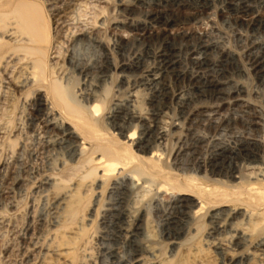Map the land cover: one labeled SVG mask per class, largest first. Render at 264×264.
Segmentation results:
<instances>
[{
	"label": "rangeland",
	"instance_id": "rangeland-1",
	"mask_svg": "<svg viewBox=\"0 0 264 264\" xmlns=\"http://www.w3.org/2000/svg\"><path fill=\"white\" fill-rule=\"evenodd\" d=\"M19 1H23V0H0V3H6L7 5H9V7H7V9H9L10 6H14V4H16ZM29 1H31L33 4H36L37 6L40 7V9L42 10L43 16L45 18V21L46 22L48 21V25H49L48 35L51 40V48H53L52 52L57 51L55 52V55L51 54L52 57L56 56L57 58L52 59L51 57L50 64H54L53 66L56 70V73H58L57 76L59 78L61 75L67 72V74H64L63 76H61L62 80L60 79V86L62 88L64 87V89L68 91V96L73 101L79 103L80 105H87V101L85 99L86 96L90 94L93 96L92 93H95L94 96H96V98L98 97L101 100L105 99L107 106H109V108H111L112 104L116 103V101H118L117 103L124 104V102L127 103L126 101H128L129 99L130 100L132 99L131 102H128L127 104L129 109L131 108L133 110L135 108L134 109L135 112H140L142 110V112L144 113H150L149 108L151 107L147 105H149L148 99H150L149 97H151L152 95L151 93L152 90L150 89V87L148 88V86L146 87L145 85H141L142 83L139 85L136 84L135 83V76H136L135 73H132L131 71L130 72L128 71L127 74L124 73V75H126L125 81L128 84L127 85L125 82H124L125 84L124 83L121 84V82L119 81L120 79L118 78L120 75H118V73L114 72L113 70L110 73L108 72L107 73L108 75L106 74L107 76H105L104 78H99L100 76L98 75V73H96L97 71H95L96 67L98 66V63L100 62L102 53L104 52L108 53L109 57H111L112 59L111 62L112 63L114 62L113 64L115 65L117 64L119 65L120 62L122 63L123 61L126 62L127 61L126 59L128 60L132 59L131 56L133 55L134 57V53L132 52V50L135 52V54H139V52L141 51L142 52L140 54H143V52L145 51V49L143 48L144 45L134 40L136 38V35L141 32L140 29H142L140 27L139 30H137L136 25L138 24L144 25L145 27H147L145 31L146 30L152 31L153 33L158 32L159 30L162 29L163 30L162 32L166 33L168 36L167 42L169 41V44L173 45V49L175 51L174 59L178 63V67L180 66L179 71H183V72L185 71L187 73H189L190 71L192 72L194 70L192 69V65L190 64L189 59H190V54L194 53V51L196 52H195V55H193V57L199 56V50H198L199 45L193 40L190 42H187V41L185 42V40H181L178 37L183 35L184 33L185 34L195 33L197 34V36L203 33L207 35V38L204 39L203 44L210 47V52L208 53V56H207V61H208L207 63L209 64V67L207 68L209 70L206 68V70L209 73L206 74V76L208 77L206 78L204 77V79L202 78L203 81L201 83H203L204 80H207V82L218 80L217 74H219L218 73L219 69H221L220 66L223 64V61L225 60V58L228 59V62L233 63L232 65L236 64V66L239 68V70H241V72L234 74L230 77L226 76L222 78L221 80H219L220 85H222L221 83H223L224 85L222 86V88L224 87V89L227 90V92H223L221 94L222 96L220 95V96L209 97L206 95L198 94L199 95L198 97L197 95L193 96V94L189 92L191 96L193 97V103L191 104V106H194L196 109H199L201 111L200 116H199V113L191 115L189 118L190 121L188 120V122H185L182 125H180L182 126L181 129L178 131L180 135L178 133H176V135L172 133V136H171V133H170V135L164 141L165 143H163V145L160 146L161 148L159 147L161 150L160 153L163 152L162 154L163 158L164 160H168L167 166L171 170L177 173L180 177L181 176L182 177H194L195 179H197V182L199 184H202V186L205 187L207 190H214L215 188L220 189V190H226L225 186H230V184L231 185L236 184L237 186H240L243 184L247 185V184L252 183L254 186H259L256 176L252 177L253 178L252 180L250 179L251 182H246L247 181L246 169H235L233 173L235 172L234 175L237 173L236 175H238L239 177L237 176L238 178L236 179H228L224 175H218V176L212 175L210 173V169L208 168L198 169L196 162L202 160V162H204L205 165H208L214 153H216V151L220 149H225V150L227 149L225 151L227 152V154L225 156L223 155L224 157L223 159L224 160L226 159L227 161L225 160L223 162L225 165H228L230 160L232 159L231 161H233V158H234V156L233 155L231 156V154L228 152L229 151L228 149L237 147L238 145L242 144L238 141H243V140H246V137H248L247 139H249L250 137V140H253L255 138L253 141H255V143L257 144V146L259 147L261 151V155L263 158V164H264V151H263L264 150V147H263L264 146V68H263L264 58L261 59V61L263 60V62H261L262 66H260V68H258L257 71H253L250 69L248 65L249 64L248 60L246 58V52L248 50L253 51L252 53L254 55L256 54V55H259L260 57H263L264 55L263 54L264 53V21H263L264 5L260 4L259 2H255L253 0H245V1L244 0H240V1L239 0L237 1L229 0L227 1V2H232L234 4H239L240 7L246 6L249 9V10L247 9L248 11L245 14L241 13V11L238 14H236L234 11H230V12L229 10L227 11L226 6H225L226 4H224L223 0H212V1L210 0L208 3V7H206L204 14L201 18L199 17V19H196L195 21L194 20L186 21L185 22L186 24L184 22L170 24L171 26L170 25L164 26V29H165L164 30L163 27H159L156 24L148 25L149 21L147 17L153 11L161 10L162 8L164 10L166 9V11L169 14H175L176 12H178L177 15L175 14L178 17V19L186 20V18H188L190 14L193 13L191 12L192 10L189 7L187 0H183L184 2L180 0L179 2L180 4L177 2H175L176 4H174L173 2H171L173 0H169V1L167 0L168 1L167 5L165 2H161L160 5H157V6H156V3L158 4L157 2L158 0L156 1L147 0L146 2L145 0L144 1L142 0L140 4L134 3L133 0H129L130 3L132 1L131 4H133L131 5V7L129 6L130 5L129 3L126 4L128 0H105V1L97 0L98 2L95 0H93V2L92 0H83L85 1V6H83L84 3L81 0H64V1L63 0H56V1L55 0H29ZM70 1H71V4H70ZM68 2L70 4L68 9L70 10L67 9L65 11V14L66 13L67 14L66 15L61 14L59 20L55 19L56 14L54 13L53 9L51 10L52 5L54 6V4L56 3L55 5L59 6V4L60 5L63 3L68 4ZM80 3L81 5L82 4L83 5L80 6ZM150 3L151 5H149ZM181 4H183V6H181ZM74 6L77 8H75ZM138 6L139 7L141 6L142 8L141 7L139 8ZM175 6L177 7L175 8ZM258 6H260L259 7L260 9L258 8ZM125 7L128 10H131V12L133 11L132 15L135 17V20H132L134 19L132 15L127 16V13L126 14L124 13V15L128 18V20L126 21H128V23L131 26H133V28L128 23L126 26L118 25L119 28L116 27L117 24L115 21H118L121 19L119 17L120 15H117V14H121L122 12L120 11H122V9H126ZM136 15H137V18H136ZM65 16L66 18H64ZM68 17L69 18L72 17V18L69 19ZM235 17H238L239 19L241 18L240 24L239 22L236 24L233 22V19ZM138 18H140V20H138ZM94 19L96 20V22H94L95 21ZM69 20H72V21L74 20V21L72 22ZM136 20H138L139 22ZM260 21H261V24H260ZM57 22L58 24H56ZM249 22H250V25L248 24ZM94 23L97 24L96 26L100 24L98 27L96 26L94 27V29L96 28L95 30L97 31V32L95 31L94 32H95V35H98L97 37H99L103 41L104 45L102 48H100L99 46H97L96 43L92 42L91 40H88L87 38H83L80 36L73 37L75 36V33L77 36L81 32H85L86 30L89 31L90 29L87 28L88 26L92 29V27L94 26ZM59 24H61L62 27ZM63 25L65 27H63ZM84 25L85 26L87 25L86 28H84L85 27ZM58 27L62 29L59 30ZM125 27L126 29H124ZM76 28H78L80 31L77 32L78 29ZM113 30H116V31H113ZM182 30L184 31V33ZM71 36L72 38H70ZM171 36L172 37L176 36V39L178 40L174 39L175 40L174 41L171 38ZM71 40H75V41H71ZM116 41L121 43L122 51L117 50L115 48L114 46L115 43L112 44V42H116ZM68 42L71 44H69ZM180 42H182V44ZM158 44L159 43L156 42L151 45V50H150L151 53L153 52L152 49L154 51L157 50ZM55 46H58V47L55 48ZM108 48L114 51H111ZM216 48H218L219 50ZM222 49L224 51H222ZM120 54H122L123 56L121 55L120 57ZM150 56L152 58L151 54ZM146 58L142 59V63L145 61L144 62L145 64L143 63L144 66L145 65L149 66V65L154 64V62H152L154 61L153 58L152 59L148 57ZM213 58L214 59L216 58L217 60L215 59L214 61ZM67 59H69L70 65L73 63L71 65L72 67L68 64ZM233 59L236 61H234ZM15 62L16 60L10 62V64L8 65L9 68L6 67L7 70L2 69V68L0 69V118H1L0 120V210H1L0 211V230H1L0 231V264H37L36 259H38V256H36L37 255L36 252L33 253L32 255L33 257H28L29 259L26 257L22 258L21 252H19L18 254V257L20 258L19 259L17 255L16 257H14L15 255L12 256V254L9 253V250L12 247L14 248L15 247L14 245L18 246L17 242L20 236L26 234L27 227L28 229L30 227L32 228L33 220L38 218L39 215L43 214L46 209V206L48 205L50 193H46L45 191H43L40 187L44 188V186H42L41 184L45 182L46 178H48L49 176L55 177V178H60V177L64 178L65 176L69 178L71 177L73 178L74 176L72 175H75L77 179L82 175L83 170L80 169L81 171L80 170L78 171V169H75V167L74 169L71 168L70 170L68 168V166L70 165L69 163H67V165H65L63 169H61L60 168L61 162L67 161L66 160L67 159L66 149L56 148L53 150V149L47 148L48 149L47 150L45 147H42L39 144L40 140L38 137L40 135L41 136L44 135L45 137V134H41V133H44V131L41 128V125L37 123L31 124L29 119L27 118L30 117L29 112H30V108L32 106L34 99L40 95L42 96L43 92L42 91L36 92L37 87H29V88L20 89V88H14L10 84L9 79H10L11 74L12 76L14 75L16 76V73H17L15 70L16 68H14L15 65L13 67L10 66V65L16 64ZM48 62H49V58H48ZM75 66L76 68L77 67L78 68L76 69ZM216 66H218L219 68ZM12 68L14 70H12ZM186 68H188V70ZM79 69L85 70L86 76L78 74ZM232 69H233V66L231 67V70L229 69V71L232 72ZM9 70H10V73H9ZM92 72L93 74L94 73L96 74V75L94 74L95 77L92 74ZM128 73L130 75H128ZM90 78L92 79L94 78V79L90 80ZM105 78L106 80H104ZM228 78H231V79H228ZM127 80H129L130 82L128 83ZM92 84L93 85L95 84L96 87L95 86L93 87ZM232 84H233V87L234 85H238L240 88H242L243 86L244 87L242 89L243 93L237 96L235 94H231L233 92ZM169 85L173 88L174 87L173 81H169ZM131 86L132 88L134 87L133 90L130 88ZM181 86L184 88L186 84H182ZM126 87H128L129 89L128 88L126 89ZM149 90H150V93H149ZM37 93H39V95ZM189 93L185 92L183 94L189 96L190 95ZM131 94H134L136 98L135 97H134L135 99L133 97L130 98L129 95ZM215 97H217V99ZM124 98H128V99H124ZM203 107H205L206 109H204ZM177 109H178V106L176 105L175 101L170 103L166 108L163 109L162 117L164 118L162 119V121L165 124L164 127L167 130L170 127L168 130L170 132L173 131L171 130V125L174 124L173 122L176 123L177 121L178 123V120L180 121L179 119L180 115L178 111L180 109L178 110ZM167 124L168 126L170 124V126L169 127L166 126ZM37 127L39 128V130ZM105 130L106 131H104V133L107 135L116 134V131H113V128L106 127ZM36 131H38L37 134H36ZM234 135L237 138H235ZM178 136L179 137L181 136L180 140L175 138ZM115 137H118L121 140H124V138L121 135L117 134ZM242 137H243V140H242ZM137 138H138V134L136 135L135 140H137ZM190 143L192 144L191 147L189 145ZM36 144L39 147L38 146L36 147L35 146ZM175 145L176 146L179 145L180 147L179 146L176 147ZM174 148L176 149L179 148L180 150L178 153L181 155L174 154L173 152L176 150ZM63 149L65 150V152ZM193 149H195L196 151L194 152ZM234 161L238 162L236 160ZM72 166H75V165L73 164ZM225 170L228 171L229 169H223V172H225ZM243 170L245 171V173ZM67 172L69 174H67ZM209 173L211 175H209ZM129 176L131 177V175H128V174L125 175L124 177L123 176L110 177L104 180L103 185H101V188H97V186L100 183L97 181L96 175L84 181V183L89 185V192L85 196H81L82 201L80 205L79 214L83 216L85 220L90 219L92 221L91 225L88 228H86V234L92 237L90 239V243H92L90 244V246H93L94 244L95 246L93 247H97V250L93 251L92 253V255L94 256L95 264H123L125 261H128L130 259V257H128L129 255L127 254L128 251L125 247H123L122 245H116L115 247L114 241L112 240L113 237L111 234V231H112L111 210L113 211L116 209V206H117V203L120 197L119 189L126 186V184L127 185L131 184L130 186L132 187L130 188L132 190L129 194L130 196L126 198L130 202L126 200L125 207L129 211H131V209L133 208L131 212L135 211V213H136V208L140 207L144 209L143 216L147 219V224H148L147 230L149 232L148 234L149 237L148 236H147L148 238L140 237L139 241L141 242L140 244L142 245H147V244L150 245L152 253L154 255V257L152 255L149 256L148 254H144V256L142 255V260H141L142 262L140 264H155V263L193 264L191 262V258L193 257L194 252L197 255H200L201 257H203V260H204L203 264H226V263L229 264L230 263L228 262L230 259V257L228 256V253L224 254L220 249L230 248L233 244L232 242H234L235 240L232 239L231 237L232 235H230L228 223L226 222V217L225 219L224 217H221V219L219 220V224L225 223L224 225H226L224 228H222V230L218 228V225L217 226L214 224H210L211 226L209 225L210 215L214 213V208L212 207V203L211 204L204 203L203 209L201 210L198 217L194 221H187V224H186L187 228H185L183 234L175 240L177 244L175 246V249L172 250L173 245L170 243V241L164 240V230L166 227L165 223L171 217L178 218V216H175L173 210H174L175 204L178 202L177 200L180 199L181 195H179V193L176 191L165 190L160 187L158 188L157 186L152 187L153 189L149 188L148 191L142 190V189L141 191L138 189H133L134 185H132V182H131L132 179ZM120 177H122L123 179L122 178L120 179ZM227 179L230 181H228ZM237 179L239 182H236ZM14 180L18 181L19 184L17 186L12 187L11 184ZM128 181L131 183H127ZM61 187L63 186L57 187L58 189H54L52 192H55V191L62 192L63 190H60ZM4 188H6L9 192L10 191L11 192L8 193V191L5 190ZM157 188L159 189V191H157L158 190ZM3 191L4 192L6 191L5 192L6 194ZM222 209L235 210V211H238L239 214L240 213L243 214L244 211L246 210L244 206H241L239 204H232V203H227L226 205H224ZM262 211L261 212L264 214V209ZM28 215H30L31 218H34V219L33 220L29 219L30 217ZM101 215L102 216L104 215L103 218ZM163 220L164 221L166 220V221L164 222ZM241 220L242 219L240 217H237V220L234 221V224H237L236 222H238V224L239 223L245 224L244 222H247V220L245 219L243 221ZM144 221L146 220L144 219ZM86 223L89 224L88 221H86ZM237 227L238 226H235L234 228H237ZM212 228H214L215 230ZM224 231L226 232V234ZM227 231L229 232V234ZM231 234L233 233L231 232ZM263 237H264V234L258 237L253 236L249 238V242L245 246L243 245L242 247H239L237 249V253L233 255V258H231L233 260L231 264H248L249 263L248 261H250V264H264V244H261L260 242L261 239H262L261 240L262 242L264 241ZM114 248H121L119 249L121 260L111 258L112 257L111 252L113 251ZM247 252L248 254L250 253L252 255L250 254L247 255ZM95 253L97 254L99 253V254L97 255ZM11 257L12 258L14 257V258L12 259ZM122 257L125 259H123ZM248 258L251 260H249ZM245 261L248 263H246Z\"/></svg>",
	"mask_w": 264,
	"mask_h": 264
},
{
	"label": "bare ground",
	"instance_id": "bare-ground-1",
	"mask_svg": "<svg viewBox=\"0 0 264 264\" xmlns=\"http://www.w3.org/2000/svg\"><path fill=\"white\" fill-rule=\"evenodd\" d=\"M81 1H83V0H81ZM95 1H97V0H95ZM133 1H134V3H137V4H140L142 2V0H133ZM146 1L147 0H145V2ZM168 1L167 0H158L157 1L158 4L156 3V6L160 5L161 2H165L167 5ZM209 1L210 0H187L189 7L192 10L191 12H193V13L190 14V16L188 18H186V20H184V19L179 20L178 17L176 16L178 12H176L175 13L176 15H175V14H169L166 11V9L164 10L162 8H161V10H155L153 12L150 10L152 13L147 17V19L149 21L148 25L156 24L157 26L163 27V29H164V26H169L170 24H175L178 22H184L185 23L186 21H190V20L195 21L196 19H199V17L201 18L203 16L206 7H208ZM223 1H224V4H226L225 6H226L227 11L229 10V12L234 11L236 14H238L241 11V13L245 14L249 10L246 6L240 7L239 4L227 2L229 0H223ZM253 1L259 2L260 4L264 5V0H253ZM92 2H93V0H92ZM97 2H95V3H97ZM145 2H143V3H145ZM171 2L176 4L175 2L179 3L180 0H173ZM248 2H250V1H248ZM53 3H54V1H53ZM81 3H80V6L83 5V4L81 5ZM83 3H84L83 6H85V1H83ZM86 3H87V1H86ZM127 3L130 4L129 5L130 7H131V5H133V4H131L132 1L130 3V1L128 0V2H126V4ZM151 3L149 5H151ZM55 4H54V6L52 5L51 10L53 9L54 13L56 14L55 19L59 20L61 14H64V15L67 14V13L65 14V11L70 6L71 1H70V4H69V2H68V4H66V3H63L61 5L59 4V6L58 5L56 6ZM177 6H175V8ZM181 6H183V4H181ZM7 7H9V5H7L6 3H0V69L1 68L6 69V67H8L10 62L16 60V62H15L16 64L10 65L12 67L15 65L14 68H16L15 70L17 72L16 76L15 75L12 76V74H11L10 79H9L10 84L14 88H20V89L21 88L22 89L23 88H29V87H37L36 92H41V91L43 92L42 96L40 95L34 99L32 106L30 108V112H29L30 117L27 118V119H29L31 124L37 123V124L41 125V128L44 131V133H41V134H45V137H44V135H42V136L40 135L38 137L40 140L39 144L42 147H45L46 149L47 148H50L53 150L56 148L66 149L67 156L65 154L64 155L67 157V159H66L67 161L61 162V164H60L61 169H63V167L65 165H67V163H69L70 165L68 166V168L70 170H71V168L74 169V167H75V169H78V171L80 169L83 170L82 175L80 174L81 176L77 179H76L75 175H72L73 173L71 175L74 176L75 179H74V177L69 178L66 176L64 178H61V177L55 178V177L49 176L48 178H46L45 182H43L41 184L42 186H44V188H42V187H40V188L43 191H45L46 193H50L48 205L46 206L44 213L39 215V217L36 218L35 220H33L34 218H31V216L28 215L30 217V218L29 217L28 218L33 220V226H32V228L30 227L29 229L27 227L26 234L20 236V238L17 242L18 246L14 245L15 246L14 248L13 247L10 248L9 253L12 254V256L15 255L14 257H16V255H17V257H18L19 252H21L22 258L23 257L28 258V257H33L32 256L33 253L36 252V254H37L36 256H38V259L35 258L37 261V264H95L94 263V256L92 255V253H93V251L97 250V247H93V246H95L94 244H93V246H90V244H92V243H90V239L92 237H90L86 234V228H88L91 225L92 221L90 219L85 220V218H83V216H81L79 214L80 205H81V201H82L81 196H85L89 192V185L84 183V181L86 179L92 178V176H95V175L97 176L96 177L97 181L100 183L97 186V188H101V185H103L104 180H106L110 177H118V176L124 177L125 175L128 174V175H131V177L130 176L129 177L132 179L131 182H132V185H134L133 189H138L140 191L142 189V190L148 191L149 188L151 189L152 187L157 186L158 188L160 187V188L165 189V190H171V191L178 192L179 195H181V197L179 200H177L178 202L175 204L174 210H173L175 216H178V218L171 217L168 220L166 219L167 222L165 223L166 227L164 230V240L170 241V243L173 245L172 250L175 249V246L177 244L175 240L178 237H180L183 234L185 228H187L186 227L187 221H194L198 217L201 210L203 209L204 203H207V204L212 203V207L214 208V213L210 215L209 225L210 224H214L216 226L218 225V228L220 230H222V228H224L226 225H224L225 223L219 224V220L221 219V217H224V219L226 217V222L228 223L230 235H232L231 237L235 241L232 242L233 244L230 248L220 249V250L224 254L228 253V256L230 257V259L228 261V262H230L229 264H231L233 262V260L231 258H233V255L235 253H237V249L239 247H242L243 245L245 246L249 242V238H251L253 236L258 237V236L264 234V214L262 213L263 212L262 210L264 209V164H263V158L261 155V151H260L259 147L257 146V144L255 143V141H253L255 138L253 140H250V137H249V139H247L248 137H246V140H243V137H242L243 141H238L242 144L238 145L235 148L228 149L229 150L228 152L231 154V156L232 155L234 156L233 161H231L232 160L231 159L230 162L228 163V165H225L223 162L226 160V159L225 160L223 159L224 158L223 155L225 156L227 154V152H225L227 149L226 150L220 149V150L216 151V153H214V155H213V157H212V159L208 165H205V163L202 162V160L201 161L196 160L197 161L196 164L198 166L197 167L198 169L208 168V169H210V173L212 175H216V176L224 175L228 179H236L239 177L238 175H236L237 173L234 175L235 172L233 173V171L235 169H246V172H247V174H246L247 181L246 182H251L250 179L252 180L253 179L252 177L256 176L259 186H254L252 183L247 184V185H245V184L240 185L238 183L240 186H237L236 184L235 185L230 184V186H225L226 190H220L217 188H215L214 190H207L205 187L202 186V184H199L197 182V179H195L194 177H182V176L180 177L177 173H175L173 170H171L167 166L168 160H164V158H163V155H162L163 152L160 153L161 152L160 146L163 145V143H165L164 141L170 135V133H171V136H172V133L176 135V133H178V131L182 127L180 125H182L185 122H188L191 115L199 113V116H200L201 111L199 109H196L194 106H191V104L193 103V97L191 96V94H193V96L197 95L198 97H199L198 94L206 95L209 97L220 96L223 92H227V90H225L224 87L222 88V86H224V85H223V83H221L222 85H220L219 80H221L222 78H224L226 76L230 77L234 74L241 72V70H239V68L236 66V64L232 65L233 63L228 62V59H226L223 56L225 58V60L223 61V64L221 63L222 64L220 66L221 69H219V72H218L219 74H217L218 80L208 81V82H207V80H204V82L201 83L203 81L204 77L205 78L208 77V76H206V74L209 73L206 70V68L209 67V64L207 63L208 62L207 56H208V53L210 52V47L203 44V41H204V39L207 38V35H205L204 33L200 34L198 36L195 33L185 34L184 31L182 30L184 34L178 37L181 40H185V42L186 41L190 42L193 40L199 45V48H198L199 56L197 55L198 57H193V55H195L196 51H194V53L190 54L189 62L192 65V69H194V70L192 72L190 71L189 73H187L185 71L184 72L179 71L180 66L178 67V63L174 59L175 51L173 49V45L169 44V41L167 42L168 36L166 33L162 32L163 31L162 29L159 30L158 32L153 33L152 31H147V30L145 31V29L147 27H145L144 25H141V24L136 25L137 30H139L140 27L142 29H140L141 32L139 34H137V35L135 34L136 38L134 40H136L138 43L144 45L143 48L145 49V51L143 52V54H140L142 51L139 52V54H135V52L132 50V52L134 53V57H133V55L131 56L132 59H129V60L126 59L127 60V61L125 60L126 62L123 61L122 63L120 62L119 65L118 64L115 65V64H113L114 62L113 63L111 62L112 59H111V57H109L108 53H105L103 51L104 53H102V56L100 58V62L98 63V66L96 67L95 71H97L96 73H98V75L100 76L99 78H104L105 76L108 75L107 74L108 72L110 73L113 70L114 72H117L118 75H120L118 77L120 80L119 79L118 80L121 82V84H123L124 82L126 83V81H125L126 75H124V73L127 74L128 71L135 73V75H136L135 76V83L138 85L142 83L141 85H145L146 87L148 86V88L150 87V89L152 90V92H151L152 95H151V97H149L150 99H148L149 105H147V106L151 107V108H149L150 113H144V112H142V110L140 112H135V110H134L135 108L133 110L131 108L129 109L127 104H128V102H131L132 99L131 100L129 99L128 101L125 100L127 103L124 102V104L117 103L118 101H116L117 104L116 103L112 104V102L114 101V99H113V101L111 102L112 107L109 108V106H107L105 99L101 100L98 97L96 98V96H94L95 93H92L93 96L91 94L86 96L85 99L87 101V105H80L79 103L73 101L68 96V91L66 89H64V87L62 88L60 86V79L62 80L61 76H63L64 74H67V72L64 73L63 75H61L59 78L57 76L58 73H56V70L53 66L54 64H50V58L52 57L51 54L55 55V52H57V51L52 52L53 48H51V40H50V37L48 35V32H49L48 21L47 22L45 21V18L43 16V13H42V10L40 9V7L37 6L36 4H33L29 0L19 1L16 4H14V6H10L9 9H7ZM212 7H213V5H212ZM251 7H253V6H251ZM259 7L260 6H258V8ZM75 8H77V7H75ZM68 10H70V9H68ZM76 10H78V9H76ZM251 10H253V9H251ZM120 12H122V13L117 14V12H116V14L120 15L119 17L121 18L120 20H118V18H117L118 21H115L116 19L114 20L117 24L116 27H118V25L119 26H126L127 25L128 21H126V20H128V18L124 15V13L125 14L127 13V16H130L133 13V11L131 12V10H128L127 8L122 9V11H120ZM117 15H116V17H117ZM142 16H144V15H142ZM87 17H88V15H87ZM64 18H66V16ZM71 18H69V19H71ZM136 18H137V15H136ZM240 19L238 17H235L233 19V22L235 24L239 22V24H240V22H241ZM132 20H135V17ZM138 20H140V18H138ZM138 20H136V21H138ZM204 20H202V21H204ZM69 21H72V20H69ZM198 21H200V20H198ZM263 21H264V19H263ZM94 22H96V20ZM208 22H209V20H208ZM56 24H58V22ZM193 24H194V22H193ZM248 24L250 25V22ZM260 24H261V21H260ZM59 25L61 26V24H59ZM96 25L97 24L94 23V26L93 27L91 26L92 29L89 26L87 27L88 29H90L89 31L86 30L85 32H81L77 36L75 33V36H73V35L72 36L73 37L80 36L83 38H87L88 40H91L92 42L96 43L97 46L102 48L104 45L103 41L99 37H97L98 35H95V32H97V31L95 30L96 28L94 29V27ZM86 26L84 28H86ZM98 26H96V27H98ZM59 27H58L59 30L62 29ZM63 27H65V26L63 25ZM131 27L133 28V26H131ZM76 29H78V28H76ZM112 29H114V28H112ZM124 29H126V27ZM99 30H100V28H99ZM79 31L80 30L78 29L77 32H79ZM113 31H116V30H113ZM193 31H195V30H193ZM254 31H255V29H254ZM129 32H131V31H129ZM171 32H172V30H171ZM72 36L70 38H72ZM174 37L171 36V38L173 40L176 39V36H174ZM70 38H68V39H70ZM176 40H178V39H176ZM71 41H75V40H71ZM117 42L118 41L112 42V44L115 43L114 44L115 48L117 50H121V43H119V42L117 43ZM156 42L159 43L158 48L155 51L152 49L153 52L151 53V51H150L151 45L153 43H156ZM180 43L182 44V42H180ZM69 44H71V43H69ZM52 45H54V44H52ZM177 45H178V43H177ZM105 46H106V44H105ZM56 47H58V46H55V48ZM108 47H110V46H108ZM190 47H191V45H190ZM112 48H114V47H112ZM108 49L111 50L110 48H108ZM126 49H128V48H126ZM216 49H218V48H216ZM111 51H114V50H111ZM222 51H224V50L222 49ZM252 52L253 51L248 50L246 52V58L248 60V63H249L248 65H249L250 69L253 71H257L258 68H260V66H262L261 62H263V60L261 61V59L264 58V55H263V57H260L259 55H256V54L254 55ZM133 53H131V54H133ZM127 54H128V52H127ZM150 54L152 55V58L154 60L152 62H154V64L149 65V66H146V65L144 66L145 61L143 60L144 61L143 62L144 64H143L142 59L146 58V57L151 58ZM233 54H235V53H233ZM121 55L122 54H120V57H121ZM241 55H243V54H241ZM48 58H49V62H48ZM56 58H57L56 56L52 57V59H56ZM124 58H126V57H124ZM215 59H214V61H215ZM237 60H239V59H237ZM71 61H72V59H71ZM234 61H236V60H234ZM67 62L70 65L69 59H67ZM220 62H222V61H220ZM212 65H211V67H212ZM263 65H264V63H263ZM232 66H233V69L231 72V71H229V69L231 70ZM216 67H218V66H216ZM75 68H76V66H75ZM188 68H186V69L188 70ZM12 70H14V69L12 68ZM213 70H215V69H213ZM245 71H247V70H245ZM78 72H79L78 74L86 76L85 70L79 69ZM9 73H10V70H9ZM252 73H254V72H252ZM68 74H69V72H68ZM92 74H93V72H92ZM95 75H94V77H95ZM128 75H130V74L128 73ZM210 75H211V73H210ZM89 77H91V76H89ZM7 79H8V77H7ZM93 79L90 78V80H93ZM198 79H199V81H198ZM228 79H231V78H228ZM104 80H106V78ZM210 80H212V79H210ZM232 80H234V79H232ZM100 81H102V80H100ZM127 81H128V83L130 82L129 80H127ZM169 81H173V84H174L173 88L170 86L171 84L169 85ZM182 84H186V86H184V88H183L181 86ZM84 85H85V83H84ZM132 85H134V84H132ZM138 85H136V86H138ZM94 86H95V84L93 85V87ZM136 86H135V88H136ZM232 87H233V84H232ZM127 88L128 87H126V89ZM130 88L132 90L134 89V87L132 88V86ZM243 88H244L243 86H242V88H240L238 85H234V87L232 89L233 92L231 94H235L236 96L240 95L243 93V90H242ZM230 90H229V92H230ZM185 92H187V93L190 92L191 94L189 93L190 95L187 96V95L183 94ZM149 93H150V90H149ZM37 94L39 95V93H37ZM223 96H224V94H223ZM129 97L134 98L135 95L131 94V95H129ZM215 98L217 99V97H215ZM81 99H83V98H81ZM124 99H128V98H124ZM207 99H209V98H207ZM116 100H117V98H116ZM210 100H212V99H210ZM174 101H175L176 105L178 106V109H180V110L177 109L179 111L180 121L177 118L178 123H177V121H176L177 124L175 122H173L174 124L171 125V130H173V131L170 132V131H168L170 128L169 127L170 124H169V126H168V124L166 125L169 127L168 130L164 127L165 124L162 121V119L164 117H162V114H163V109L166 108L170 103H172ZM200 108H201V106H200ZM203 108L206 109L205 107H203ZM149 109H148V111H149ZM208 109H210V108H208ZM0 120H1V118H0ZM106 127L113 128V131H116V134L115 135L114 134L113 135L112 134H110V135L105 134L104 131H106L105 130ZM38 130H39V128H38ZM37 132L38 131H36V134H37ZM117 134L121 135L124 138V140H121L120 138L115 137ZM137 134H138V138H137V140H135ZM38 135H39V133H38ZM178 137H175V138L180 140L181 136L179 138ZM234 137H235V135H234ZM235 138H237V137H235ZM37 144L35 145L36 147L38 146ZM180 145H182V144H180ZM189 145L191 147L192 144L190 143ZM177 146H179V145H177ZM174 149H176V148H174ZM179 150L180 149L177 148L174 152L173 151L172 152L177 155V154H179L178 153ZM193 151L195 152L196 150L193 149ZM64 152H65V150H64ZM188 152H190V151H188ZM179 155H181V154H179ZM234 160L238 161L239 163L235 162ZM206 163H207V161H206ZM73 164L75 166H72ZM223 169H229V170L228 171L225 170V172H223ZM206 173H208V172H206ZM210 173H209V175H211ZM244 173H245V171H244ZM1 174H3V173H1ZM67 174H69V173L67 172ZM219 177H221V176H219ZM24 178H26V177H24ZM121 178L122 177H120V179ZM228 181H230V180H228ZM131 182L128 181L127 183H131ZM236 182H239L238 179L236 180ZM18 184H19V182L14 180L11 185H12V187H14V186H17ZM130 185L131 184H129V185L126 184V186L119 189L120 190V192H119L120 197H119L116 209L113 211L111 210V228H112L111 234L113 237L112 240L114 241L115 247H116V245H122L128 251L127 254L129 256L128 255L127 256L130 257V259L128 261H125L123 264H140L142 262L141 261L142 255L144 256V254H148L149 256L152 255L153 257H154V255L152 253L150 245H148V244L142 245V244H140L141 242L139 241L140 237H144V238L147 236L149 237V235H148L149 232L147 230V228H148L147 219L143 216L144 209L137 206L139 208L135 207L136 208V213H135V211L131 212L133 208L131 209V211H129L125 207L126 200H127L126 198H128V196H130L129 194L132 190L130 188L132 186H130ZM59 186H63L60 188V190H63L62 192H56V191L52 192L54 189H58L57 187H59ZM4 189L7 190L6 188H4ZM227 190H229V191H227ZM157 191H159V189ZM10 192L8 191V193H10ZM127 201H129V200H127ZM227 203L239 204L241 206H244L246 210L245 211L243 210L244 211L243 214H241V213L239 214L238 211H235V210L222 209L224 207V205H226ZM111 209H112V207H111ZM103 216H102V218H103ZM106 217H107V215H106ZM237 217H240L242 219L241 221H243L245 219V220H247V222H244L245 224H240V223L238 224V222H236L237 224H234V221L237 220ZM144 219L146 221H144ZM86 221H88L89 224L86 223ZM235 226H238V227L234 228ZM214 228H212V229H214ZM231 232L233 234H231ZM35 233H36V235H35ZM19 234H21V233H19ZM225 234H226V232H225ZM228 234H229V232H228ZM261 240H260L261 244H264V241L262 242ZM261 244H259V245H261ZM257 247H258V245H257ZM257 247H256V249H257ZM119 249H121V248H114L113 249V251L111 252V256H112L111 258L121 260ZM100 253H101V251H100ZM95 254H97V253H95ZM249 254L247 252V255H249ZM250 255H252V254H250ZM6 258H8V257H6ZM123 259H125V258H123ZM223 260H224V258H223ZM249 260H251V259H249ZM20 261H22V260H20ZM203 261H204L203 257H201L200 255H197L195 252L193 253V257L191 258V262L193 264H203ZM248 262H246V263L250 264V261H248ZM155 264H162V263H155Z\"/></svg>",
	"mask_w": 264,
	"mask_h": 264
}]
</instances>
